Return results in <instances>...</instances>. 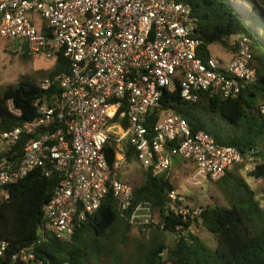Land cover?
I'll list each match as a JSON object with an SVG mask.
<instances>
[{"label": "built area", "instance_id": "1", "mask_svg": "<svg viewBox=\"0 0 264 264\" xmlns=\"http://www.w3.org/2000/svg\"><path fill=\"white\" fill-rule=\"evenodd\" d=\"M197 29L192 8L175 0H0V37L31 54L55 58L62 50L70 62L69 72L55 77L60 92L49 102H35V118L0 132V190L37 168L61 178L43 208L36 241L12 253V260L44 264L35 248L46 234L69 240L108 193L125 215L133 190L114 177L108 164L104 147L112 137L115 168L125 162L131 146L155 176L169 172L176 158L193 163L191 182L196 185L217 180L244 161L237 148L215 142L204 131L193 133L173 110H163L151 129L146 126L162 91L176 90L177 82L189 101H196L202 90L236 95L242 83L255 82L244 50L228 62L198 54ZM51 85L50 78L40 82L44 90ZM8 108L15 116L22 114L12 100ZM24 133L31 136L15 166L10 152ZM167 207L191 218L202 211L180 203L174 189ZM127 219L134 226L156 223L147 203L135 206ZM8 246L0 240V258Z\"/></svg>", "mask_w": 264, "mask_h": 264}, {"label": "trees", "instance_id": "2", "mask_svg": "<svg viewBox=\"0 0 264 264\" xmlns=\"http://www.w3.org/2000/svg\"><path fill=\"white\" fill-rule=\"evenodd\" d=\"M175 1L192 8L201 41L198 54L216 58L210 52L212 44H220L231 55L244 50L250 55L249 65L255 70L256 80L242 83L240 93L229 97L202 90L196 101L184 99L177 82L176 90L162 91L158 106L146 118V126L151 129L161 112L170 109L187 121L193 133L204 131L215 142L237 148L244 161L217 180L209 178L228 187L230 206L215 201L200 206L201 214L194 218L175 213L167 207L170 191L176 190L180 203L185 202L171 184L169 172L153 175L142 166L131 146L125 152V168H115L117 156L112 137L105 144L104 153L114 177L132 187L131 206L123 215L118 199L108 193L69 240L46 234V240L35 248L44 264H264V184L252 186L235 170L252 160L255 167L248 172L249 177L258 183L264 181V36L249 25L232 0ZM250 3L258 7L257 0ZM41 29L48 35L44 22ZM69 70L70 62L59 50L47 75L27 74L15 84L2 86L0 132L35 118V102H49L53 94L59 93L55 77ZM44 78L52 79L48 90L40 86ZM9 100L21 109L20 116L11 113ZM29 136L24 133L10 152L13 165L20 163L21 149ZM60 181L59 174L45 176L37 168L1 189L7 196L0 199V240L9 246L0 264H21L12 260L11 254L36 241L43 208ZM141 203L150 205L156 223L136 231L127 216ZM186 207L193 210L188 204ZM203 229L216 240L214 249L199 235ZM168 235L173 240L169 241Z\"/></svg>", "mask_w": 264, "mask_h": 264}, {"label": "rangeland", "instance_id": "3", "mask_svg": "<svg viewBox=\"0 0 264 264\" xmlns=\"http://www.w3.org/2000/svg\"><path fill=\"white\" fill-rule=\"evenodd\" d=\"M237 7L241 16L246 19L252 28L264 36V0H257L258 7L250 3V0H232ZM260 6V7H259ZM264 39V38H263ZM212 56L219 58L222 61L228 62L231 54L226 51L220 44H212L210 46ZM54 65V58L47 56L44 53L31 54L27 48H20V45L0 37V88L8 84L17 83L22 77L27 74L38 73L47 75ZM180 162H176L169 171L171 184L181 194L182 199L186 204L194 209L207 204H214L219 201L226 206H230L227 200V186H221L220 183L205 179L200 185L193 184L192 174L195 172V166L189 161H184L180 158ZM124 163L118 168L124 169ZM255 167L254 161H246L244 165L235 168L239 174L244 176L246 181L257 188L263 187L264 181L257 182L249 177L248 172ZM5 195V192L0 190V199ZM141 226H135L136 231H139ZM145 228V227H142ZM199 235L203 238L206 244L214 249L217 245L213 235L208 231L200 230ZM169 241L173 240L172 235H168Z\"/></svg>", "mask_w": 264, "mask_h": 264}, {"label": "crops", "instance_id": "4", "mask_svg": "<svg viewBox=\"0 0 264 264\" xmlns=\"http://www.w3.org/2000/svg\"><path fill=\"white\" fill-rule=\"evenodd\" d=\"M180 161H181L180 158H176L175 161H174V164H175L176 162H180ZM174 164H173V165H174Z\"/></svg>", "mask_w": 264, "mask_h": 264}]
</instances>
